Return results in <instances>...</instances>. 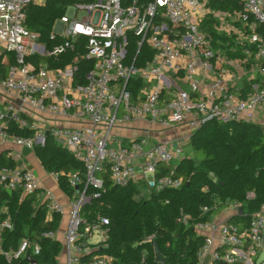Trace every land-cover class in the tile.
<instances>
[{"label": "built area", "instance_id": "built-area-1", "mask_svg": "<svg viewBox=\"0 0 264 264\" xmlns=\"http://www.w3.org/2000/svg\"><path fill=\"white\" fill-rule=\"evenodd\" d=\"M46 1L0 0V47L5 62L10 54L15 60L0 80V89L11 94V100H0V153L6 150L17 161L21 152L9 147L34 150L50 135L81 161L83 170L68 174L76 191L68 210L67 264H115L108 254H93L108 239L109 219L98 214L90 221L83 214L84 206L101 195L88 190L103 188L100 173L109 167L115 184L133 182L156 192L181 188L185 182L174 171L165 174L161 169L172 163L176 168L185 157L181 139L153 141L147 131L132 137L129 145L109 147L119 129L146 121L170 130L188 126L194 133L216 119L253 123L264 133V0H240L242 8L234 10L212 9L209 0H78L56 21L50 40L59 42L53 47L26 26L27 7ZM207 18L215 33L204 28ZM133 38L138 52L145 43L153 50L142 66L137 57L127 60ZM69 51L76 55L63 66L33 61L45 55L57 60ZM83 63L89 66L85 71ZM134 78L143 81L136 94L128 87ZM25 106L38 115L31 118ZM28 129L31 134L22 133ZM52 175L59 182L60 173ZM3 191L21 192L20 201L41 191L50 212L64 215L66 207L42 188L33 169L18 163L0 167V213L6 215L0 222V254L8 262L40 254V244L27 237L16 249L2 246L3 231L15 225ZM234 208L239 212L241 206L234 203ZM177 221L193 224L204 237L199 264H252L264 246V205L245 227L215 216L193 221L184 210ZM96 232L101 240L91 243Z\"/></svg>", "mask_w": 264, "mask_h": 264}, {"label": "trees", "instance_id": "trees-1", "mask_svg": "<svg viewBox=\"0 0 264 264\" xmlns=\"http://www.w3.org/2000/svg\"><path fill=\"white\" fill-rule=\"evenodd\" d=\"M78 0H47L44 5L30 4L27 7L26 26L39 35V40L53 47L58 41H51L50 35L56 21L65 14L68 4ZM146 1V0H143ZM209 6L215 10L241 9L240 0H209ZM211 18H207L204 28L215 33L210 27ZM225 40V37H221ZM6 53L0 54V80L5 79L15 63L13 55L5 62ZM69 51L57 58L42 56L34 59L49 67L63 66L75 57ZM153 55V50L145 43L138 52L137 40L133 38L127 49L128 62L136 57V64L142 66ZM91 65V64H90ZM82 71L89 67L81 64ZM141 78L128 82V87L136 94L142 86ZM16 129L14 123L11 124ZM22 133L31 134L28 129ZM194 156L184 157L174 164L161 166L163 173L184 178V184L178 189L151 191L137 198V183L120 186L111 179L109 167L100 176L104 180L102 189L89 186V192L99 190L101 195L93 198L83 208V214L90 221L101 214L109 219L108 239L93 254H108L115 264H157L154 240L162 255L164 264H199L198 251L204 237L198 234L193 224L186 226L177 221L181 210L189 213L193 221L208 220L218 215L230 204L239 203L243 212L230 218L241 227L248 226L252 216L264 205V133L259 125L246 122L223 123L216 119L206 121L194 131L188 143ZM36 156L49 172H59V185L70 196L76 188L69 184L68 174L83 170V163L71 152L60 146L50 135L44 145H36ZM15 165L8 152L0 154V167ZM253 198H248L249 193ZM3 201L9 205L12 229L2 233V246L16 249L24 237L38 242L41 252L31 259L36 264H58L62 243L55 237L45 236L47 232H56L61 215L53 213L47 219V202L39 203L38 191L26 194L20 201L21 192L1 193ZM207 208L205 213L203 208ZM6 215L0 213V222ZM153 236L152 241L148 237ZM0 264H31L26 258L8 262L0 254Z\"/></svg>", "mask_w": 264, "mask_h": 264}, {"label": "crops", "instance_id": "crops-1", "mask_svg": "<svg viewBox=\"0 0 264 264\" xmlns=\"http://www.w3.org/2000/svg\"><path fill=\"white\" fill-rule=\"evenodd\" d=\"M181 85H183V83H181ZM10 96L11 94H9L8 91L0 89V100L1 101H7L9 99L11 100ZM12 96L16 97L17 95H12ZM25 112L31 118L38 115L36 111H34L30 106H25ZM71 124L77 125L75 121H72ZM147 131H150V134L152 136L151 139L153 141L161 140L164 138L177 137L181 139L183 145H187L189 143V139L192 133L191 129L188 126H180L173 130H170V129L164 128L162 125H159V124H150L149 122H146V121H139V122L133 123V126H131V128L129 124L126 127L119 129L116 135L128 136L129 141H130L132 137L136 135H140L142 133H146ZM115 143H118L122 146L121 139L119 140L117 138V140L113 141V144ZM129 143L127 145H129ZM9 148H11V150L13 149V151L21 152L22 154L21 158H19L17 161L14 160L15 163H18L20 165L33 169L40 179V185L42 186V188L50 189L55 194L58 201L66 207V213L64 215L60 214L61 220L59 223L58 230L55 232L54 237L58 239L59 241H61L62 243V250L58 256V264H67L66 238H67V230L69 226L68 210L70 209V195L60 187L59 182L55 180V178L52 175V172H49L48 170L45 169L40 159L36 156L34 150H30L28 148L20 147V146H13V145ZM185 157H190V156H185ZM38 198L40 199L39 203H43L46 201V199L43 196H41V191H38ZM239 212L236 211V209L234 208V204H233L232 210L230 212L223 214L218 220H225L227 218L230 219L231 217L237 214H240ZM53 213L54 212H50L48 209V212H47L48 220L53 218ZM206 263H208V260L205 262V264Z\"/></svg>", "mask_w": 264, "mask_h": 264}, {"label": "rangeland", "instance_id": "rangeland-1", "mask_svg": "<svg viewBox=\"0 0 264 264\" xmlns=\"http://www.w3.org/2000/svg\"><path fill=\"white\" fill-rule=\"evenodd\" d=\"M56 29V28H55ZM4 52V49L0 47V54ZM182 88L186 91L190 90V87L187 84H183L181 85ZM193 133H191L192 136ZM190 136V138H191ZM116 137L120 140H122V146L127 145L130 141H129V137L128 136H121V135H116ZM190 141V139H189ZM183 155L184 156H194L193 153V149L192 147L187 144V145H183ZM121 145L118 143L115 144H110L109 147H115V148H119ZM151 192V188L150 187H143V186H139L138 187V194L136 195L137 198H141L143 196L148 195ZM232 206L233 204H230L226 209L222 210L219 213V216L216 215L215 219L218 220L223 214L230 212L232 210ZM101 240V238L99 237V233L96 232L94 237L91 239V243H98ZM252 264H264V246L260 249H258V252L255 256L252 257Z\"/></svg>", "mask_w": 264, "mask_h": 264}, {"label": "water", "instance_id": "water-1", "mask_svg": "<svg viewBox=\"0 0 264 264\" xmlns=\"http://www.w3.org/2000/svg\"><path fill=\"white\" fill-rule=\"evenodd\" d=\"M243 212V209L241 208L240 209V214ZM153 244H154V247H155V254H156V261H157V264H164L165 262V257L162 255L161 251H160V248H159V245H158V241L157 240H154L153 241ZM27 259L30 261V262H34L33 259H31L30 256L27 257Z\"/></svg>", "mask_w": 264, "mask_h": 264}]
</instances>
